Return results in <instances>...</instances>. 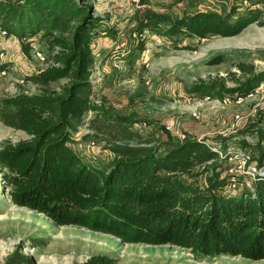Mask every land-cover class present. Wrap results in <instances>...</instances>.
<instances>
[{"label":"trees","instance_id":"trees-1","mask_svg":"<svg viewBox=\"0 0 264 264\" xmlns=\"http://www.w3.org/2000/svg\"><path fill=\"white\" fill-rule=\"evenodd\" d=\"M245 1L249 7L241 14L233 6L176 14L174 5L159 11L143 1L123 33L137 37L139 51L145 50L142 35L147 31L177 47L187 38L234 37L251 24L264 26V0ZM104 24L91 0H0V29L18 39L24 56L32 58L36 39L51 53L45 68L23 79L40 92L21 91L0 101V121L28 136L0 145L2 187L9 200L59 227L86 228L125 244L264 260V178L239 192L230 191L231 165L205 140L186 134L182 141L118 148L108 163L87 160L73 148V132L88 112L110 114L104 102L92 103L93 42L103 32L114 38L121 33ZM136 49L131 46L130 53ZM236 68L226 79L192 86L189 94L224 102L247 97L264 84V71L245 63ZM62 81L59 90L48 89ZM133 119L119 117L125 124ZM238 138L242 151L264 166V111ZM3 264L36 260L18 247Z\"/></svg>","mask_w":264,"mask_h":264},{"label":"rangeland","instance_id":"rangeland-1","mask_svg":"<svg viewBox=\"0 0 264 264\" xmlns=\"http://www.w3.org/2000/svg\"><path fill=\"white\" fill-rule=\"evenodd\" d=\"M91 2L95 16L104 17L105 26L115 27L121 33L114 38L103 32L93 42L95 65L91 83L96 97L92 103L104 102L105 112L110 114L90 111L81 119L72 135V146L77 153L87 160L108 163L115 157V149L157 145L169 139L182 141L186 134L209 143L221 140L226 151L242 150L238 135L264 108V84L252 98H227L226 102L199 99L188 90L211 80L226 79L229 73L237 72L238 63L264 71V26L251 24L234 37L187 38L178 47L162 35L147 31L142 35L145 50L139 51L137 37L131 38L123 32L142 2ZM144 2L159 11L174 5L176 14L195 9L222 11L232 6L241 14L249 7L245 0ZM4 32L0 29V101L21 91L40 92L41 89L26 84L23 79L45 68L51 53L43 47L45 43L36 39L32 58L27 59L18 39ZM131 46L136 49L132 54ZM63 84L58 82L48 89L59 90ZM227 85L232 86L230 82ZM121 116L134 119L125 124L119 121ZM237 116H241V122L237 123ZM246 138L253 140L250 135ZM25 139H28L25 132L0 121V145ZM2 184L0 174V264L18 247L33 256L36 264L97 260L112 264H264V260L243 257L196 256L189 250L169 245L125 244L115 236L86 228L59 227L44 215L15 206Z\"/></svg>","mask_w":264,"mask_h":264},{"label":"built area","instance_id":"built-area-1","mask_svg":"<svg viewBox=\"0 0 264 264\" xmlns=\"http://www.w3.org/2000/svg\"><path fill=\"white\" fill-rule=\"evenodd\" d=\"M134 1L139 4L144 0ZM4 33L6 34V32ZM254 95H256L255 92L248 95V97L252 98ZM227 100L228 99H226L224 102H226ZM260 111H264V108L259 110V112ZM240 117L241 116H237V119H239L237 120V123L241 122ZM206 143L211 148V150L218 153L221 158H227L229 162H231L232 166L229 170V173L232 176V179L228 186L230 191L239 192L245 185L250 186L257 179L264 178V166L260 167L258 166L257 162L252 161L250 154L242 150L226 151L221 140L213 143H209L206 141Z\"/></svg>","mask_w":264,"mask_h":264},{"label":"crops","instance_id":"crops-1","mask_svg":"<svg viewBox=\"0 0 264 264\" xmlns=\"http://www.w3.org/2000/svg\"><path fill=\"white\" fill-rule=\"evenodd\" d=\"M166 4H168V3H166ZM158 5V4H157ZM154 8H155V6H154ZM98 40V39H97ZM94 53V52H93ZM94 56H95V54H94Z\"/></svg>","mask_w":264,"mask_h":264}]
</instances>
